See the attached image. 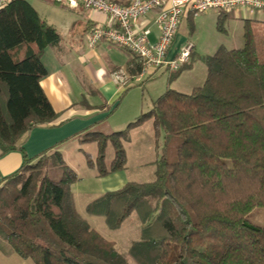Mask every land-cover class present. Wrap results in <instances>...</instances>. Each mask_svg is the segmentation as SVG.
Listing matches in <instances>:
<instances>
[{
  "label": "trees",
  "instance_id": "16d2710c",
  "mask_svg": "<svg viewBox=\"0 0 264 264\" xmlns=\"http://www.w3.org/2000/svg\"><path fill=\"white\" fill-rule=\"evenodd\" d=\"M217 13L216 29L224 33L231 12ZM242 25L241 47L196 57L206 66L202 85L189 93L167 86L122 131L95 125L66 138L96 143L95 158L84 152V161L103 177L124 169L122 145L132 129L151 120L155 138L162 132L152 181H127L85 206L110 229L137 215L139 237L126 256L77 211L70 187L79 177L57 144L32 158L18 144L59 116L39 81L47 75L42 54L60 37L28 1L0 8V154L18 150L24 157L0 183V232L16 255L32 264H128L127 257L134 264H264V226L248 220L264 207V33ZM132 57L130 80L142 69ZM193 61L191 55L171 71L168 82ZM108 144L114 155L106 164Z\"/></svg>",
  "mask_w": 264,
  "mask_h": 264
},
{
  "label": "crops",
  "instance_id": "0c3cea01",
  "mask_svg": "<svg viewBox=\"0 0 264 264\" xmlns=\"http://www.w3.org/2000/svg\"><path fill=\"white\" fill-rule=\"evenodd\" d=\"M25 1L32 5L42 20L56 29L60 37L57 44L47 47L42 54L41 60L47 69V75L39 81V85L54 109L53 111L57 112L59 116L48 125L43 124L33 127L20 137L18 144L22 145L23 151L28 158H32L44 149L57 144L58 150L62 152L66 162L65 154L69 145L71 143L81 144L76 140H66V138H70L81 131L83 132L84 129L91 126L96 125L100 128V125L108 121L110 115L121 106L123 96L127 97L128 93L126 92L129 88L126 89L125 86H119L115 83L112 73L118 69L126 70V64L133 57L125 49L105 42L98 43L95 48L87 46L86 36L89 30L99 24H110V19L105 14L85 9L81 6L71 8L55 3L53 0L51 1L52 3L40 0L37 2L38 7L42 6L45 9L53 7L60 9L64 13L59 18L47 19L30 0ZM112 1L124 4L128 0ZM65 8L66 10H64ZM217 12L219 11L209 10L197 17L183 14L174 40H172V45L167 53L168 57H175L176 53L186 44L192 45L188 60L192 54L196 56L210 55L204 51L206 48L212 47L216 51L219 46H224L227 49L241 47L243 44L242 24H244V21H248L255 29L264 30V12L240 9L231 12L225 24L226 31L220 33L215 26ZM154 15H156V12L151 11L138 23L139 26H148V29L151 30L149 36L151 41H155L157 35ZM211 29L215 34L210 32ZM206 35H212L213 37L209 39L211 41H208V45H205L204 38H200V36L205 37ZM220 37L227 39L226 42L231 44L230 46L232 47H227L222 43ZM197 48L200 49L199 52H196ZM214 51L212 52L214 53ZM165 72H168L167 78L163 77ZM170 72V70H158L152 76L133 83V86L140 85L144 87L145 81H148L146 84L151 85L155 80H161L168 86V83L171 84L173 82V80L171 82L167 80ZM113 125L111 126L114 128L115 125ZM113 130L115 131L116 129ZM23 161V154L18 150L0 154V183L4 177L16 172ZM123 170L103 177L98 176L100 181L106 179L103 180L106 181L103 182L106 183L103 186L105 188L103 191H99L100 193H94L92 199L106 191L116 190L121 185H124L127 181H121ZM89 201L91 199L87 203ZM87 203H85V206ZM0 238L5 241L2 236Z\"/></svg>",
  "mask_w": 264,
  "mask_h": 264
},
{
  "label": "rangeland",
  "instance_id": "374dc122",
  "mask_svg": "<svg viewBox=\"0 0 264 264\" xmlns=\"http://www.w3.org/2000/svg\"><path fill=\"white\" fill-rule=\"evenodd\" d=\"M40 0H30L33 5L38 8V11L44 15L47 19H52L56 17H61L63 11L56 8L45 9L44 7H38ZM46 2L52 3L51 0H45ZM60 8V7H59ZM66 10V8L64 9ZM260 33H264V30H259ZM213 33V30L210 31ZM215 34V33H213ZM216 36V35H214ZM204 38L205 45H208L209 39H212V35H206ZM222 43L227 47L230 46L224 37H220ZM214 41V40H213ZM216 43V42H215ZM236 47V46H235ZM200 49L197 48L196 52ZM210 55L213 54V48H206L204 50ZM204 52V53H205ZM197 56L192 54L194 61L192 62L191 69H186L181 72L180 76L173 79L171 84L168 86L183 92L189 93L193 87L202 85L204 78L206 76V66L204 63L197 60ZM168 72H165L163 77L167 78ZM146 83L148 81H145ZM144 84L145 86L135 85L127 90L128 93L125 97L123 96V103L118 109L112 113L103 125H100V130L104 133H110L114 131L121 130L132 120L137 117L141 112L148 111L151 107L153 99L157 98L166 89V83L161 80H155L151 85ZM114 124L113 128L111 125ZM151 120H147L141 126L132 129L128 134V140L123 141V147L126 152V164L123 172L121 173V181H134V182H150L154 179L155 174V163L161 155V146L163 144V134L159 132L160 135L155 138L153 127L151 125ZM113 125V126H114ZM79 148V149H78ZM105 162L109 164L110 159L113 158L114 151L113 148L108 144L106 147ZM65 157L67 159L68 165L76 172L79 180L75 182L72 186L74 192V201L76 203V208L82 217L86 219L93 229H95L99 235L103 238L111 240L115 244L116 251L123 253L127 256V249L131 241L138 239L140 232V221L137 215L133 212L118 229H110L104 224V220L101 216L89 215L85 212V203L89 199H92L94 193H100L105 187L103 179L100 181L95 169H90L87 167L85 160V153H88L92 159L96 155V143L89 142L84 144L71 143L67 148ZM120 175V176H121ZM108 178V177H107ZM120 181V182H121ZM108 190V188H106ZM95 192H94V191ZM248 220L252 223L260 226H264V207L254 208L248 215ZM0 236H2L0 232ZM128 258V264H134L130 257ZM0 264H32L31 259L21 258L16 255L9 243L7 241H2L0 238Z\"/></svg>",
  "mask_w": 264,
  "mask_h": 264
},
{
  "label": "built area",
  "instance_id": "2783aa9c",
  "mask_svg": "<svg viewBox=\"0 0 264 264\" xmlns=\"http://www.w3.org/2000/svg\"><path fill=\"white\" fill-rule=\"evenodd\" d=\"M9 1L0 0V8ZM53 1L71 8L81 6L94 10L110 19L109 25L99 24L89 30L86 44L89 48H95L98 43L105 42L123 48L129 51L131 56L137 57L142 69L133 79L130 80L129 73L124 69L112 73L114 82L119 86L140 82L158 70L175 71L188 61L189 52L192 50L191 44L183 46L173 58H169L167 54L183 14L197 17L209 10L234 12L240 9L264 12V0H128L124 4L112 0ZM151 11L156 12L155 41L149 38L151 30L148 26L138 25L139 21Z\"/></svg>",
  "mask_w": 264,
  "mask_h": 264
}]
</instances>
